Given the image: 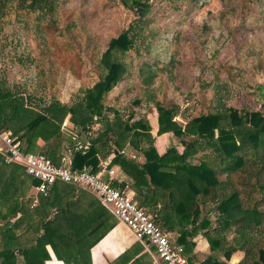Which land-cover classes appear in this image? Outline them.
I'll list each match as a JSON object with an SVG mask.
<instances>
[{"label": "rangeland", "instance_id": "rangeland-1", "mask_svg": "<svg viewBox=\"0 0 264 264\" xmlns=\"http://www.w3.org/2000/svg\"><path fill=\"white\" fill-rule=\"evenodd\" d=\"M148 1L149 9L141 10L148 9L147 16L138 22L144 31L124 58L129 73L106 95L108 109L119 111L124 119L132 115L133 120H156L159 106L174 108L182 124L218 109L264 113V0ZM24 4L0 0V81L32 96L37 109L56 101L71 106L84 99L105 77L101 59L111 39L139 20L124 0H54L52 7L43 9ZM151 75L153 83L148 84ZM97 127L102 125L93 123L92 131L98 132ZM62 131V152L67 156L72 137H79L81 129L68 116ZM175 139L180 146V138ZM78 141L85 142L80 137ZM203 155L201 150L194 161L216 160V154ZM247 166L248 171L230 175L219 171L220 179L234 184L245 205L252 184L264 181V174L258 175L261 165ZM231 188L227 185L223 192ZM205 206L201 221L208 217L209 224L194 229L214 236V228L224 223L218 218L217 202L209 198ZM260 207L264 210V204ZM262 231L258 242H264ZM235 235L233 230L224 234L227 246ZM220 250L224 248L215 249ZM244 252L235 255L244 257ZM231 259L238 264V258Z\"/></svg>", "mask_w": 264, "mask_h": 264}, {"label": "trees", "instance_id": "trees-1", "mask_svg": "<svg viewBox=\"0 0 264 264\" xmlns=\"http://www.w3.org/2000/svg\"><path fill=\"white\" fill-rule=\"evenodd\" d=\"M21 1L26 7L41 9L52 7L54 3V0H30V3H27L28 0ZM124 1L125 5L131 6L137 12L139 20L123 29L118 37L111 39L101 59L107 69L105 77L93 89L87 91L84 99L71 106L56 101L44 109H37L32 96L5 87V81L1 80L0 126L19 138L24 150L46 154L54 163L60 165L67 159L62 152L65 141L62 127L69 116L75 126L81 129L79 137L85 140L84 144H77L72 137V146L68 154L70 158L67 160L71 162L73 168L88 167L96 171L100 157H106L114 152L116 162L125 168L127 166L136 168L140 176L148 174L154 188H164L171 198L170 207L173 214L182 223L191 222L195 227L209 224L208 217H205V221L196 226L199 219L203 220L202 214L207 213L205 205L210 198L217 202L218 218L224 223V226L214 228V236L206 233L212 248L214 250L224 248V256L227 259L237 251H245L238 264H264V242L260 240L258 242V239H261L259 234L264 230L259 229L264 224V210L260 207L264 204V181L258 180L252 184L253 187L247 191L245 202L248 203L245 205L238 190L233 188L234 184L229 180H221L219 176V171L228 175L245 169L248 171L250 165L247 164H253L261 165L257 169L259 177L263 178L260 175L264 174V113L244 111L242 115L233 108L218 109L216 112L202 114L192 118L187 124H182L175 119L174 108L166 109L159 106L158 133L173 132L185 146L181 153L176 145H171L165 154L160 155L155 147L147 117L133 120L134 117L131 115L124 119L119 111L108 109L104 104L106 95L129 73L124 58L137 45L138 38L144 31V26L138 22L145 20L150 6L148 0ZM144 8L148 9L142 13L141 10ZM116 53L121 54L118 57L115 56ZM152 77L153 75L148 77V84L153 83ZM93 123L102 125L96 133L91 128ZM216 130L218 135L215 133ZM188 137L191 138L189 141ZM40 141L43 145L39 144ZM87 141L89 144L86 147ZM127 145L143 152L146 161L142 165L121 154V150ZM201 150L204 152L203 156L210 157L209 154H216V160L210 162L211 160H206L205 157L195 162V156ZM0 159L1 164H4L1 154ZM33 179L34 184H37L38 181ZM114 184L125 187L119 179ZM230 184L232 186L230 192L228 194L226 191L223 192ZM256 191L260 195L256 196ZM221 192L223 194L220 197ZM154 217L157 221V216ZM234 223L237 224L236 228L233 226ZM230 230L236 235L227 246L224 234ZM7 258L0 261V264H11L12 259ZM203 264L227 262L210 256Z\"/></svg>", "mask_w": 264, "mask_h": 264}, {"label": "crops", "instance_id": "crops-1", "mask_svg": "<svg viewBox=\"0 0 264 264\" xmlns=\"http://www.w3.org/2000/svg\"><path fill=\"white\" fill-rule=\"evenodd\" d=\"M149 122L155 147L163 155L177 142L175 135L159 134L158 119ZM175 145L181 153L185 149L181 142ZM121 154L140 165L146 161L143 152L130 145ZM114 161L120 183L147 212L157 216L173 241L185 246L191 261L203 264L212 256L227 264H235L231 259L235 257L240 262L242 254L227 259L222 250L211 248L207 236L191 229L193 223H182L172 209L168 210L169 193L162 187L154 188L148 174L140 176L136 168H125L116 158ZM1 163L0 261L8 257L11 264H162L154 248L137 239L91 191L58 183L45 196L37 192L35 180L24 167Z\"/></svg>", "mask_w": 264, "mask_h": 264}, {"label": "built area", "instance_id": "built-area-1", "mask_svg": "<svg viewBox=\"0 0 264 264\" xmlns=\"http://www.w3.org/2000/svg\"><path fill=\"white\" fill-rule=\"evenodd\" d=\"M78 139L74 137L77 144H81ZM86 143L87 147L89 142ZM0 154L4 163L24 167L26 173L38 181L35 187L40 194L47 196L59 182L91 191L137 239L154 248L162 264H196L187 256L185 246L173 241L169 232L134 199L126 187L115 186V181L119 179L115 154L100 157L96 171L88 167L73 168L67 159L58 165L46 154L24 150L21 140L1 126Z\"/></svg>", "mask_w": 264, "mask_h": 264}]
</instances>
